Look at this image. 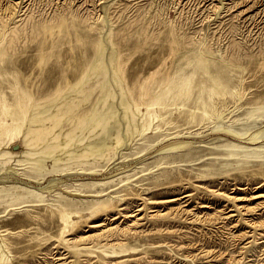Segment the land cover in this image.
I'll return each mask as SVG.
<instances>
[{
	"label": "rangeland",
	"instance_id": "rangeland-1",
	"mask_svg": "<svg viewBox=\"0 0 264 264\" xmlns=\"http://www.w3.org/2000/svg\"><path fill=\"white\" fill-rule=\"evenodd\" d=\"M1 70L28 118L68 109L44 122L60 142L99 125L68 142L79 160L53 139L0 158V264H264V0H0ZM152 71L142 130L123 92Z\"/></svg>",
	"mask_w": 264,
	"mask_h": 264
},
{
	"label": "bare ground",
	"instance_id": "bare-ground-1",
	"mask_svg": "<svg viewBox=\"0 0 264 264\" xmlns=\"http://www.w3.org/2000/svg\"><path fill=\"white\" fill-rule=\"evenodd\" d=\"M58 14L60 16L61 11H59ZM117 36L119 38H122L120 33H117ZM8 74L9 73H7L4 70L0 71V76H4L7 78V77H9ZM8 87L13 92L12 93V99H7L6 96L4 95L3 89L0 87V158L4 157L7 160H10L11 158H15L17 161L23 160V158L24 159H26V158L29 159V157L33 158L34 157L33 155L37 154L38 150L44 151V150H41V148L37 150V146L39 144L42 145L43 143L44 144L45 143H47V144L51 143L50 140H52V139L57 145L60 144L61 148L65 149L66 156L68 157V159H70V157H73L75 160H79L80 158L86 157L91 152L92 146H89V145L80 146L79 148L76 149V151H78V152L70 151L69 150L70 148L67 147V145H68V142L75 136L76 133L81 132L83 130H86L88 133L91 132L92 129H94V127L97 126L98 121H95L94 124H90L88 126L87 125H79L81 123V120H80V123H77V124H76V122L73 123V125H70L69 128L63 130L65 142L62 143V142H60L61 141V139H60L61 128L59 129L58 132L54 131L55 128L58 126V122H60V121L55 123L54 126H52V127L45 125L44 122L47 119H49V120L50 119H58L59 117H61L60 120H63L62 119L63 116L65 114H68L67 113L68 109L65 112L63 109H60L57 107L56 110L51 111V113H49V114L45 113V115H42V117L40 116L39 119H37V120H36V115L39 116L38 112L36 114H34L33 116H31V118H28L27 112L30 108L29 103H28L29 95L26 96L27 97L26 99L23 98L24 92H22V93L18 92L20 90H18V86H17V83L15 80L13 82H11L10 84H8ZM165 89H166V86H165V83L163 81V78L158 77L157 73L152 71V72H149L147 75L141 77L130 90H126L125 92H123V93L130 95V98H128L129 104L127 102L126 103L124 102V103H122V105H124V107L123 106L122 107L124 108L123 109L124 111L126 110V112L124 113L125 115L128 112L132 113L131 117L133 118L132 120H134L133 126L135 125V119L140 120V126L142 127V130H145L147 127L150 126L152 120L155 117V115L152 111V107L157 102V100L159 99L161 94L165 91ZM150 95H151L152 99H150L149 102L145 103L144 107H141V105H140L141 103L138 101L139 98L148 97ZM33 121H35L34 124H33ZM36 121H38V122L36 123ZM31 122H32V124H31ZM48 122H46V123H48ZM124 124H122V127H124V129L129 128V125L132 126V123L129 122V120L127 122V125L124 126ZM62 125H64V123H62L61 126ZM217 125H219V124H217ZM229 125L227 127H229ZM21 128H23V134L18 139ZM217 128H219V127L216 126V129ZM130 129H131V127H130ZM226 130L228 131V129H226ZM244 130H245V128H244ZM257 130H259V128ZM116 132H118V130H116ZM231 132H233V131H231ZM237 132L241 133L242 131L241 132L237 131ZM252 134H254V135H252L250 140L259 139L260 137L264 136V128L262 127L261 131H258V133L252 132ZM237 135H240V134H237ZM42 136H44V137L42 138ZM241 136H242V134H241ZM43 139H44V141H43ZM113 139L118 140V133H116V135L113 137ZM247 139H249V137ZM82 142H83V140L81 139V140H79L78 144H82ZM188 143H189V140L188 141L187 140L171 141L170 143H167L164 146H162L161 148H159L158 153L163 152V150L169 151L170 153L171 152L172 153L173 152H176V153L179 152L180 153V151H183L184 146ZM17 144L18 145L20 144V148H19V146H16ZM38 148H39V146H38ZM45 150H46V148H45ZM41 154H43V153H41ZM45 155H47V154H45ZM35 157H36V155H35ZM52 158L54 159V161H58V159H60L57 156H53ZM44 160H46V159H44ZM41 161H42V159L38 158L35 160V165H33V166H36L34 168H36V170H37V171H35V173H36L35 177H37L36 175H40V174L42 175L41 169L38 170L40 168L39 166L41 165ZM5 163L7 164V161ZM22 163H24V162H22ZM31 163H33V162H31ZM3 169H4L5 173H10L13 171V167H6V168L3 167ZM39 171H40V173H37ZM39 177H41V176H39ZM54 178H56V177L49 179L47 181V183L44 184V186H42V190H44L43 192H46V190L53 188L54 186H56L58 184L59 181L57 179H54ZM39 179H41V178H39ZM38 195H40V193H38ZM159 214L160 213H158V211H157L154 215H159ZM260 233H261V235H264V229H262V231Z\"/></svg>",
	"mask_w": 264,
	"mask_h": 264
}]
</instances>
